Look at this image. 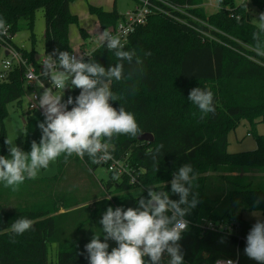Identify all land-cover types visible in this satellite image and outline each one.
I'll list each match as a JSON object with an SVG mask.
<instances>
[{
    "label": "trees",
    "instance_id": "1",
    "mask_svg": "<svg viewBox=\"0 0 264 264\" xmlns=\"http://www.w3.org/2000/svg\"><path fill=\"white\" fill-rule=\"evenodd\" d=\"M174 1L195 6L191 12L208 22L213 28L212 34L223 43L204 40L194 29L164 15L150 17L129 36L125 50L135 48L143 64L132 80L112 81L113 92H123L126 98L110 103L117 109L122 103L135 115L143 130L141 135L151 133L154 141L121 135L115 137L112 144L113 154L136 169L137 180L130 182L126 175L114 180L116 173L109 172V178L100 181L95 171L101 165H92L87 156L83 160L73 156L67 163L63 157L57 160L58 173L53 178L26 180L20 190L14 191L15 202H7V196L13 193L0 183V264H49L52 244L58 248L57 264H89L84 246L94 233H101L99 221L107 207L127 209L131 201L137 207L136 198L147 197L148 188L171 194L173 173L185 163L194 168L193 191L199 192L201 198V203L186 217L189 229L180 241L185 264H215L219 259L258 264L245 254L246 242L222 229L225 224H241L245 211L258 210L264 215V199L253 207L258 197H264V135L255 134L258 143L255 150L228 152V133L243 119L254 128L264 122V57L252 50L254 24L245 2L219 0L220 8L209 12L203 6L205 0ZM251 1L264 12V0ZM71 2L0 0V16L11 26L13 45L36 68L40 60L36 58L37 51L33 47L20 48L14 37L26 27L35 41L33 26L39 9H43L46 21L45 54L56 50L79 54L88 47L87 43L78 50L71 46L70 26L79 22L78 16L70 10ZM90 11L97 16L103 31L116 24L122 14L116 8L106 11L91 6ZM195 25L210 31L204 24ZM81 34L85 39L89 36L84 29ZM143 52L151 55L145 57ZM84 59L96 61L105 68L119 62L114 53L102 45ZM123 63L125 74L136 67L128 65L127 61ZM37 72L50 86L48 78L39 69ZM26 87L25 69L21 67H14L0 80V145L3 150H7L4 121L9 114L8 105L15 102L22 110ZM195 87L210 89L214 94L216 110L204 119L199 118L197 107L187 99ZM79 91L75 89L70 95L75 98ZM43 119L41 113L25 118L28 150L33 140L40 141L41 130L37 125ZM160 144L164 147L157 158V170L149 153ZM136 190H140L138 196L134 194ZM7 192L11 193L5 196ZM107 194L111 199H107ZM30 195L35 198L36 206L31 207L28 200H24V196ZM171 198L179 197L171 194ZM14 204L20 205L11 209L6 206ZM21 217L33 220V228L16 237V243H11V224ZM167 259L165 255L163 264H167Z\"/></svg>",
    "mask_w": 264,
    "mask_h": 264
},
{
    "label": "clouds",
    "instance_id": "2",
    "mask_svg": "<svg viewBox=\"0 0 264 264\" xmlns=\"http://www.w3.org/2000/svg\"><path fill=\"white\" fill-rule=\"evenodd\" d=\"M253 22L252 50L264 57V13ZM9 28L6 18L0 16V37L7 36ZM96 41L113 52L119 62L105 68L90 59L86 62L84 56L60 50L42 58V74L52 87L42 86L43 91L37 99L44 116L37 125L41 138L39 143L31 142L30 152H25L14 140L5 139L9 156L0 155V183L5 188L18 191L26 180L37 179L41 170L48 169L61 157L67 163L70 157L83 160L87 156L92 165H101L112 159L115 137L137 138L143 133L132 112L122 103L119 109L110 103L126 98L123 92H113L112 81L132 80L141 70L143 59L135 48L125 50L126 41L109 29L98 34ZM150 55V52H143L145 57ZM124 61L136 67L125 74ZM69 87L79 89V95L75 98L69 95L64 100L65 90ZM132 91H135L134 85ZM187 99L197 107L200 119L216 110L210 89L195 87ZM69 105H72L70 110ZM196 115L194 112L193 116ZM163 147L160 144L149 153L157 170V158ZM113 179L118 180V175ZM195 180L193 166L185 163L173 173L170 182L171 194L177 195L178 199H172L168 191L148 188L147 197L136 198L137 207H107L99 221L101 233H94L84 246L89 264H163L165 255L167 264H185L180 241L189 229L190 222L186 217L201 203L199 192L193 191ZM261 199L264 197L255 200L254 208ZM253 215L259 213L254 211ZM33 223L27 217L17 218L10 227V242L16 243V237L30 231ZM109 240L117 244L111 251L108 250ZM244 252L248 258L264 264V221L257 219L251 227Z\"/></svg>",
    "mask_w": 264,
    "mask_h": 264
},
{
    "label": "rangeland",
    "instance_id": "3",
    "mask_svg": "<svg viewBox=\"0 0 264 264\" xmlns=\"http://www.w3.org/2000/svg\"><path fill=\"white\" fill-rule=\"evenodd\" d=\"M208 1V0H206ZM237 3L245 2L248 7L250 20L254 24L253 19H258L260 13H264L262 10L257 8L252 4L251 0H236ZM100 7L106 11H112L116 8L120 13H125L130 10L134 6L133 0H72L70 3V10L73 14L78 16V23L72 24L70 26V43L71 46L78 50L80 45L83 43H87L88 48H96L98 47L96 36L103 32L101 30L97 16L90 11V7ZM207 11L213 12L217 9L212 7H206ZM25 24V22H24ZM46 29V21L44 17L43 9H39L36 13L35 22L33 26V33L35 35V41L33 42L31 39V30L24 27L21 31H19L14 37V42L20 48L31 49L32 47L38 52L42 53L44 50V35ZM81 29H84L89 33V36L85 39L81 34ZM100 46V45H99ZM80 52V51H78ZM4 54L0 49V68L2 64V60L4 58ZM42 91H40L41 93ZM32 89L27 86L26 94L24 97V105L21 110L17 103L12 102L8 105V116L4 121V131L7 138H10L15 141V144L21 147L25 152H30L25 147V118L34 117L39 113H42L39 109L31 110V113H28V104L29 98H31ZM42 110V109H41ZM43 111V110H42ZM264 135V122H259L254 127L247 120H242L240 125L235 129L231 130L228 133V152L229 153H240L245 151L255 150L258 147L257 138L255 134ZM1 135V129H0ZM0 155L9 156L7 150H3L0 145ZM58 173V165L57 161L50 164L49 168L46 170H41L38 178H53ZM96 178L100 181H106L109 178V172L104 166H99L95 171ZM90 188H88L89 190ZM20 190V188H19ZM12 191V190H11ZM7 192L5 196L8 195ZM12 196H7L6 200L15 202L16 193L12 191ZM135 196L140 194V190H136L134 192ZM111 197V195L107 194V198ZM23 201V198L20 199ZM24 200H28L29 205L33 207L36 206V200L33 196H24ZM20 204L16 205H6L7 208H18ZM131 207H134L133 202H130ZM258 212V216H254L253 212ZM257 219L264 221V215L258 211H245L243 213L242 223L239 224L240 228L238 230H232L235 235H247L250 231L251 227L254 225ZM109 249L111 250L113 247H116L117 244L115 241L109 240ZM58 260V248L57 245L52 244L49 247V264H57Z\"/></svg>",
    "mask_w": 264,
    "mask_h": 264
},
{
    "label": "built area",
    "instance_id": "4",
    "mask_svg": "<svg viewBox=\"0 0 264 264\" xmlns=\"http://www.w3.org/2000/svg\"><path fill=\"white\" fill-rule=\"evenodd\" d=\"M134 6L128 10L125 13L121 14L120 20L110 26L109 29L114 35H120L122 37V40H125L126 43L128 42L129 36L140 26L146 24L150 17L154 15H164L168 16L177 22L184 24L195 31H197L201 37L204 40H216L219 43H223L221 40L216 38L211 30L213 28L208 25L209 23L206 21L201 20L199 17H197L193 12H191V9L195 6H190L188 4L182 5L179 2H176L174 0H133ZM203 6L206 7H212L215 9L220 8L219 0H208L204 1ZM207 9V8H206ZM216 11V10H215ZM196 24H204L207 26L208 30L205 31L201 29ZM13 35L11 31V26L8 29L7 36L0 37V49L4 51L6 54L2 60L1 68H0V80L4 79L7 74L14 68V67H21L25 69V79L27 82V86H29L32 89V95L31 98H29V106L28 108L31 110L39 109L37 104V99L40 91H43L41 88L44 87H52V85L48 86L46 85L40 78L37 72V69H39V72H43V66L42 58H45L47 54H45L43 57L39 60V65L36 68L32 62L26 58L22 52H20L12 43ZM99 46V45H98ZM94 48H85L79 53L81 56H84V58L91 56ZM72 54H75L79 56L77 52H72ZM55 58V57H54ZM75 88L69 87L65 90L64 93V100H67L68 96L72 91H74ZM53 91H55V88L53 87ZM36 96V98H35ZM72 105H69V110L71 109ZM111 156L112 159L107 161L106 163L101 164V166H104L108 172L116 173L118 176L126 175L129 177L130 182H135L137 180V175L139 174L136 172V169L131 167L130 163L125 160L116 157L113 154V148L111 150ZM211 227H214L211 225ZM240 228L239 224H234V226H229L225 224L222 226V229L228 230L231 233L232 230H238ZM246 236L239 233L238 238L240 241L246 242ZM237 264L238 259H219L215 262V264Z\"/></svg>",
    "mask_w": 264,
    "mask_h": 264
},
{
    "label": "water",
    "instance_id": "5",
    "mask_svg": "<svg viewBox=\"0 0 264 264\" xmlns=\"http://www.w3.org/2000/svg\"><path fill=\"white\" fill-rule=\"evenodd\" d=\"M37 60H39V59L37 58ZM138 138H139V140H144V141H148V142L154 141V136L151 133H146V134L140 135Z\"/></svg>",
    "mask_w": 264,
    "mask_h": 264
},
{
    "label": "crops",
    "instance_id": "6",
    "mask_svg": "<svg viewBox=\"0 0 264 264\" xmlns=\"http://www.w3.org/2000/svg\"><path fill=\"white\" fill-rule=\"evenodd\" d=\"M110 11V10H109ZM16 44V43H15ZM3 52V54L5 55L6 53L4 52V51H2ZM45 55V51H43L42 53H38L37 52V57L36 58H38V59H40L41 57H43ZM40 111L41 112H43L41 109H40ZM42 114V113H41Z\"/></svg>",
    "mask_w": 264,
    "mask_h": 264
}]
</instances>
